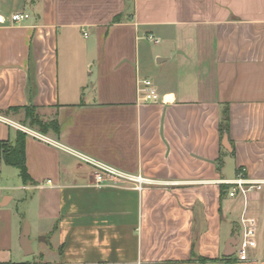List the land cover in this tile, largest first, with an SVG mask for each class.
<instances>
[{"label": "crops", "instance_id": "crops-1", "mask_svg": "<svg viewBox=\"0 0 264 264\" xmlns=\"http://www.w3.org/2000/svg\"><path fill=\"white\" fill-rule=\"evenodd\" d=\"M29 104L53 110L59 134L21 130L8 109ZM19 130L30 179L0 152V263L236 258L244 209L264 228V188L246 207L223 182L264 179V0H0V141ZM78 152L148 183L94 186ZM25 221L48 245L29 256ZM231 264H264V249Z\"/></svg>", "mask_w": 264, "mask_h": 264}, {"label": "built area", "instance_id": "built-area-1", "mask_svg": "<svg viewBox=\"0 0 264 264\" xmlns=\"http://www.w3.org/2000/svg\"><path fill=\"white\" fill-rule=\"evenodd\" d=\"M28 17V13L17 12L12 16V20L18 22ZM85 35H87V32H85ZM150 38L152 39L153 37L150 36ZM139 83V91L146 102H157L160 99V94L152 79L142 78L139 80ZM23 130L32 133V130L27 128H23ZM35 134L38 137L45 138V136L40 133L35 132ZM77 155L83 161L93 166L94 180L92 184L94 186L123 185L126 183L136 188H142L144 184L148 183L149 179H146L141 175L124 171L83 153L78 152ZM223 182L230 186L228 193L231 197H244L246 207L249 193L261 191L264 188V179H253L248 177L245 169H239L233 179L223 180ZM44 185L52 186L53 181L48 179L43 184L38 185V187ZM240 229V235L237 238L235 246L236 258L239 261H247L250 259V253L252 250H257L259 248L264 249V228L260 227L259 222L254 218L248 216L246 209H244L240 218Z\"/></svg>", "mask_w": 264, "mask_h": 264}, {"label": "trees", "instance_id": "trees-1", "mask_svg": "<svg viewBox=\"0 0 264 264\" xmlns=\"http://www.w3.org/2000/svg\"><path fill=\"white\" fill-rule=\"evenodd\" d=\"M24 109L26 116L25 122L29 123L32 126L39 127V130L43 133H48L50 131L59 134L60 125L57 118H53L51 122H46L43 119H40L35 113L37 107L33 104L26 105L24 107H11L8 111H16ZM7 111V112H8ZM229 110L225 109L223 113V118L220 124L221 136L227 135L229 133ZM26 133L19 130L17 132L15 140H5L0 141V152L2 160L5 164L14 166L18 168L21 177L26 182L30 179V175L26 166V156H25V141ZM195 260L199 264H208L209 262L221 261L222 264H231L236 258L232 257H223L222 259H209L206 257L195 256ZM0 264H24V262L18 263H0ZM47 264V263H44Z\"/></svg>", "mask_w": 264, "mask_h": 264}, {"label": "rangeland", "instance_id": "rangeland-1", "mask_svg": "<svg viewBox=\"0 0 264 264\" xmlns=\"http://www.w3.org/2000/svg\"><path fill=\"white\" fill-rule=\"evenodd\" d=\"M12 112L16 113L17 114V118L19 120H21L20 121L21 123H18V126L20 127L21 130H23V128L24 129L27 128L29 130L32 128V129H37L38 131H40L39 127L32 126L29 123L25 122L26 113H25L24 109L12 111ZM35 113L37 114V116L40 119H43L46 122H51L52 119H53V115H54V111L53 110L50 111V114L48 116H46L45 113L40 112L38 109H36ZM40 132H42V131H40ZM50 132H52V131H50ZM40 134H42V133H40ZM15 171H17V170H15ZM0 179H2V178H0ZM46 247H48V245L45 244V242L43 243V241H40V239L37 237V239L35 241V244H34L35 250L38 251L40 248H44L45 249ZM49 253L50 252H47V257L49 256ZM13 260H15V259H13ZM14 262H16V261H14ZM24 264H44L43 257L41 255H34L28 261H25Z\"/></svg>", "mask_w": 264, "mask_h": 264}, {"label": "water", "instance_id": "water-1", "mask_svg": "<svg viewBox=\"0 0 264 264\" xmlns=\"http://www.w3.org/2000/svg\"><path fill=\"white\" fill-rule=\"evenodd\" d=\"M21 246L26 256L34 254L35 250L33 247V239L31 238V228L28 221H25L20 239ZM237 241L234 239L231 241V245L236 244ZM230 256L231 254H227Z\"/></svg>", "mask_w": 264, "mask_h": 264}]
</instances>
